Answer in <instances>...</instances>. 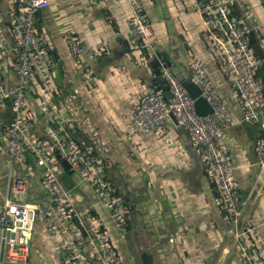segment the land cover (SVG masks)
I'll return each mask as SVG.
<instances>
[{
  "label": "crops",
  "instance_id": "0c3cea01",
  "mask_svg": "<svg viewBox=\"0 0 264 264\" xmlns=\"http://www.w3.org/2000/svg\"><path fill=\"white\" fill-rule=\"evenodd\" d=\"M201 1L141 0L154 34L152 47L140 50L133 48L126 36L118 35L127 31L129 11L123 0H48L49 5L35 18L49 53L47 85L52 95L49 111L40 113L38 84H29L26 94L29 109L35 113V132L50 140L48 126L52 124L80 146L89 143L92 131L108 142L113 165L107 175L131 207L125 235L117 233L92 189L77 174L65 172L60 179L71 191L77 211L90 210L105 222L122 264H197L196 254L206 264H246L227 242L228 224L215 205V194L186 133L171 119L164 122L160 134L142 133L131 119L156 79L151 66L156 53L180 80L190 78L191 56L204 61L211 84L235 120L222 142L234 166L240 207L257 226L264 247V181L253 149L257 128L242 120L241 108L232 102L230 88L223 83L218 53L202 25ZM247 6L259 22L250 35L258 44L264 39V12L256 0H247ZM235 7V12H240ZM1 9L6 12L4 3ZM65 31L85 45L75 56L65 44ZM92 53H98L96 59L91 58ZM16 62V54L10 52L4 66L8 85L16 83ZM88 68L97 79L95 85L85 82ZM10 117L6 102L0 106V206L6 191L8 158L1 131ZM15 172L28 178L30 201L44 197L32 158L27 156ZM143 253L150 256L147 263ZM26 264H60L40 222L36 223Z\"/></svg>",
  "mask_w": 264,
  "mask_h": 264
},
{
  "label": "built area",
  "instance_id": "2783aa9c",
  "mask_svg": "<svg viewBox=\"0 0 264 264\" xmlns=\"http://www.w3.org/2000/svg\"><path fill=\"white\" fill-rule=\"evenodd\" d=\"M123 1L129 11L127 31L118 35L126 36L133 48H151L154 31L143 3L141 0ZM256 1L264 12V0ZM1 3L6 12L1 9ZM48 5V0H0V106L9 102L11 113L9 124L1 131L8 158L6 191L0 206V264L28 262L37 222L53 242L60 264H122L105 222L90 210L77 211L71 191L60 179L65 172L77 174L80 181L92 189L117 233L125 234L130 208L121 195L115 193L107 175L113 165L108 142L92 131L89 143L80 146L52 124L48 126L50 140L35 132L26 94L32 81L38 84V112L47 113L52 105L47 85L49 53L35 22L37 13ZM235 6L240 9L238 14L234 13ZM199 11L203 28L218 53L222 80L230 88L232 102L241 108L243 121L257 126L253 149L255 164L264 181V84L257 76L264 63V39L257 44L262 55L255 54L250 42V34L258 29L259 22L249 12L247 0H202ZM63 37L72 56L85 47L83 41L70 32L65 31ZM10 52L17 57L14 65L17 80L8 85L4 66ZM97 55L92 53L91 58L96 59ZM157 60L169 97H165L162 87H148L132 111L131 119L142 133L157 135L164 122L171 119L169 113L173 114L175 125L188 136L215 194V205L228 224L227 242L236 248L246 264H264V247L257 226L240 207L234 166L222 142L224 132L235 120L211 84L200 57L191 56L189 79L212 108V112L205 115L196 112L194 99L168 62L161 56ZM84 79L89 86L97 81L91 68L86 70ZM27 156L38 166L37 175L45 189L44 197L36 201L28 198V178L15 172ZM63 161L69 164L68 169ZM195 259L197 264H206L198 254Z\"/></svg>",
  "mask_w": 264,
  "mask_h": 264
},
{
  "label": "water",
  "instance_id": "95a60500",
  "mask_svg": "<svg viewBox=\"0 0 264 264\" xmlns=\"http://www.w3.org/2000/svg\"><path fill=\"white\" fill-rule=\"evenodd\" d=\"M250 35L252 36V33ZM250 42L252 44L253 50L258 55H262L258 45L256 44V42L254 40V38H251ZM156 55H157V57H160V55L158 53H156ZM263 65H264V63H263ZM151 66H152L153 72L156 76V79H154L151 82V84L157 86V88L162 87L163 90L165 91V93H164L165 97H169L168 87L165 84L164 80L161 79L160 70L158 67V60L157 59L154 60L153 63L151 64ZM260 75L263 76V71L260 72ZM262 81L264 84V79ZM181 82H182L183 87L186 89L188 94L191 96V98L194 99V105H195L196 112L201 114V115L211 113L212 108L208 104L206 99L201 95L200 89L190 79L181 80ZM7 104H10V103L8 102ZM169 116H170L171 120L176 123V120H175L173 114L169 113ZM247 125L249 127H252V128H257L256 124H253L252 122H247ZM57 157H60L58 152H57ZM63 163H64L65 168L68 169L69 164L66 161H63ZM141 256H142L145 263H147L150 260V256L148 254L143 253Z\"/></svg>",
  "mask_w": 264,
  "mask_h": 264
},
{
  "label": "rangeland",
  "instance_id": "374dc122",
  "mask_svg": "<svg viewBox=\"0 0 264 264\" xmlns=\"http://www.w3.org/2000/svg\"><path fill=\"white\" fill-rule=\"evenodd\" d=\"M110 19V18H109ZM136 49V48H135ZM69 100H71V99H69ZM94 133H96L95 131H93ZM97 134V133H96ZM160 134V133H159ZM97 135H99V134H97ZM153 135H155V133H153ZM90 138V137H89ZM115 193L118 195L119 194V192H117V191H115ZM119 195H121V194H119ZM121 197H122V200H123V202L127 205V206H129V208H130V213H131V207H130V205H129V203L125 200V197L124 196H122L121 195ZM129 220V219H128ZM128 231V230H127ZM127 233V232H126ZM125 233V234H126ZM124 234V235H125Z\"/></svg>",
  "mask_w": 264,
  "mask_h": 264
},
{
  "label": "trees",
  "instance_id": "16d2710c",
  "mask_svg": "<svg viewBox=\"0 0 264 264\" xmlns=\"http://www.w3.org/2000/svg\"><path fill=\"white\" fill-rule=\"evenodd\" d=\"M235 10H236V9H235ZM235 13L238 14V12H235ZM251 47H252V44H251ZM254 52H255V51H254ZM255 54L257 55L256 52H255ZM261 69L264 71V65H263V64L260 65V67H259L258 70L260 71ZM257 76H259V75H258V72H257ZM32 113H33V116L35 117V113H34L33 111H32ZM66 173H68V172H66Z\"/></svg>",
  "mask_w": 264,
  "mask_h": 264
}]
</instances>
